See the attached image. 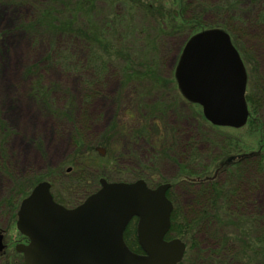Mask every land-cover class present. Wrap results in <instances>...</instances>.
<instances>
[{"label":"rangeland","instance_id":"obj_1","mask_svg":"<svg viewBox=\"0 0 264 264\" xmlns=\"http://www.w3.org/2000/svg\"><path fill=\"white\" fill-rule=\"evenodd\" d=\"M182 1L189 3V0H124L120 2L118 0H76L74 2L77 3L71 6L72 14H70L72 10L64 12L63 8L57 9L63 22L68 24L77 22L83 29L98 28L103 39L112 40L115 43L118 39H122L120 44L125 48L124 51L129 50L127 53H131L127 57H115L116 60L111 58L118 64L119 70L112 62V68H107L99 74L101 80L94 82L95 86L90 87L87 82L89 73L85 72L82 75L77 72L79 74L77 75L76 71H68L69 69H65L54 59L52 61L49 45L44 41L40 42L34 34L23 27L24 23L32 21L39 15L38 2L47 5L49 0H0V117L4 125V129L0 131V139H3L0 142V162H4L14 175L12 177L6 168L0 171V231H5L4 240L8 243L4 252L0 251V264L22 262V254L18 253L15 247L19 243L28 241L16 227L20 199L17 198V207H15L16 210L13 208V212H9L4 204L7 199L14 202L15 197L13 200L8 198L13 182L20 177H27L25 183L27 180L34 179L30 184L43 179L55 180L52 189L56 192L61 191L62 183L56 179L57 175L61 174H56L58 168H68V171L69 168L77 170L78 158L74 157L75 150L78 148L74 141L77 134L83 136V141L87 145L81 144L82 146L79 147L85 150L88 144L96 145L102 140V135L110 132L113 143L109 145V150L107 151L104 145H98L92 155L94 157L97 153L101 154L100 150H103L102 156H106L101 158L96 155L95 161L93 159L91 161L87 159L89 153L85 150L86 161H91L94 169L100 167L106 175L108 174L107 176H113L117 174L115 169L111 170L113 167H111L113 165L111 161L114 155L119 154L117 166L125 171L117 175L121 177L119 179L133 181L141 178L153 186L168 182L171 184L170 194L182 208L189 206L194 200L196 187L191 183L195 181L194 178L201 175V173L192 174L190 167L203 170L205 176L202 177L205 182L213 179L211 176L214 172L215 180L222 182V176L218 178L220 175L218 171L222 168V159L228 155L219 159L216 140L220 138V135L230 136L239 141V143L231 144L235 152L229 154H244L247 158L252 157L255 160L261 151L264 152L262 150L264 118L261 119L257 130L254 129L253 124H247L239 128L216 126L215 130L208 131L206 126L201 125L196 118V116L200 119L201 116L204 117L202 107L188 101L179 92L175 68L186 43V36L178 32L171 34V37L164 34L167 32L165 26L162 28L158 20L151 19L146 9L152 10L153 8L149 7L152 6L156 8L153 11L157 14L162 11L167 13L169 8L179 7ZM81 12L87 17L86 21L83 20ZM53 15L55 18L56 15ZM53 15L49 13V21ZM104 17L107 24L108 20H114L112 27L108 30L105 24L103 25ZM170 18V16L169 19L165 17L167 23L170 22ZM176 22L179 24L182 19L175 16L169 25ZM61 38L65 39L66 35L63 34ZM137 39L144 40L145 46L143 42L136 44ZM244 44L250 51V55H254L256 59H253V64L255 63L258 73L264 76V39L249 36L245 37ZM139 46L143 49L149 48L156 54L153 56L148 50L149 58L143 54V51L137 54L139 58L135 57V48L140 49ZM132 55H134L133 59ZM100 57L102 61L103 56ZM154 57L158 62L155 66L157 73L153 76L156 78V81L154 80L156 83L144 75L147 68L149 73L151 67L149 65ZM127 58L130 60L126 63ZM146 62H148L147 67L144 65ZM125 63L130 64V67L124 66ZM250 66L252 67V64ZM130 68L139 76L128 73L127 70H131ZM92 88L96 93L93 94ZM136 94L140 96L141 105L142 102L145 103L144 98L148 100V108H146L148 112L143 110L141 113L138 112L141 108L136 106L134 99ZM87 95L90 97L93 95V97L89 98ZM71 103L75 105L74 116L68 115L71 118H67L63 114L67 115L66 111ZM169 105L174 107L167 109L166 106ZM85 108H89V117L86 115L87 119L84 120ZM162 108L166 109L165 113L158 115L157 111ZM253 115L255 116V113ZM73 117L76 118L75 123L71 121ZM203 119L208 121L205 117ZM209 124L213 125L210 122ZM202 130L208 136L201 135ZM206 138L209 142L204 141ZM151 143L156 144L157 148L151 147ZM178 143L180 147L176 149ZM159 144L164 145V150L156 154L155 150L160 148ZM214 156L216 158H213ZM136 170L139 171L129 174L130 171L136 172ZM49 173H51L50 177L45 176ZM105 174L101 177L113 179H109ZM101 177L98 178V182ZM188 190L192 192L191 195ZM244 194L247 195L246 192ZM67 195H70V192H65L63 196ZM242 198L237 197L238 201ZM200 200L209 202V195L203 196ZM246 201L249 203L246 204ZM244 202L245 211H252L258 205L264 204V192L257 193L255 197L245 198ZM187 210H183L184 214L189 216L194 214L187 213ZM223 210L229 212L228 214L240 213L234 206L224 205ZM214 211L212 210V213L217 216L224 214L219 209L218 212L215 211L216 213ZM259 213L261 214L258 215L262 216L264 212L261 210ZM241 215L230 218L236 226L234 225L227 234L230 238L233 236L234 239L238 238L239 241L236 245L233 244L229 251L238 253L236 254L238 257L245 258L255 254L254 261L255 259L260 261V256L263 261L264 249L260 253L257 252H259L258 247H263L264 243L259 246L253 245L257 251H251V243L248 244L244 234L247 232L248 236L254 235L255 230L250 228L251 225L248 222L245 224L238 222ZM133 220L136 221V219ZM259 225L264 227V221L260 220ZM175 234L171 237H179ZM180 234H183L182 231ZM210 241H214L213 244ZM198 242H200L199 252L186 243L187 249L183 260L192 257L199 264H219V259L222 260V257L215 260L211 256V250H221L222 241L219 243L216 238L209 240L201 234ZM13 256H16L18 262L12 258ZM259 261H257L258 264H264V261L261 263Z\"/></svg>","mask_w":264,"mask_h":264},{"label":"trees","instance_id":"obj_2","mask_svg":"<svg viewBox=\"0 0 264 264\" xmlns=\"http://www.w3.org/2000/svg\"><path fill=\"white\" fill-rule=\"evenodd\" d=\"M76 0H49L48 4H44L43 2H38V8H39V15L33 19L32 21L26 22L23 24V27L30 32L31 34H34L36 38L40 40V42L44 41L49 45V49L51 51L52 55V61L53 59L58 62L61 66H63L65 69L74 70L76 71L75 74L79 75L87 72L90 75H88V85L90 87L95 86L94 82H98L101 80L99 79V74H102L105 69H111L112 68V60L111 58L115 59V57H122V56H129L131 53L129 50L124 51L123 45L120 44L122 39H118L117 42H113L112 40L107 41L103 39L101 36V32L99 29H83L79 23L74 24H68L63 22L62 17H60V12L58 13L56 10L61 9L65 12L71 9V6L76 4L77 2H74ZM113 1V0H111ZM124 1V0H118V2ZM130 1V0H129ZM189 3H185V1L180 3L179 7L175 8H169L168 12L165 11L160 12L157 14L153 11V9H156L155 7L149 6L151 9H146L147 13L150 14V18L153 20H158V23H161L160 25L162 28L165 26V29L167 32V36H170L173 33H181L182 35L186 36V40L192 36L193 34L202 31L204 29L208 28H222L229 32L231 35L232 41L234 45L239 50L244 63L247 67L248 72V85L246 90V100L248 104V108L250 111L249 119L247 124H253V127L255 130H257V127L261 124V119L264 118V76H262L260 73H258V70L256 69V66L253 64L254 55H250V51L246 48V45L244 44L245 37H253L255 36L257 39L262 38L264 39V0H189ZM117 4V3H116ZM65 7V8H64ZM73 8V7H72ZM164 10V9H163ZM150 13H149V12ZM73 10L70 12L72 14ZM49 13H52L56 15L54 18V15L51 16V21H49ZM83 16V20L86 21L87 17L84 16V14L81 12ZM170 18V22L167 23V19ZM107 16V13H106ZM180 17L182 19V22L179 24L172 23V25H169L172 21V18L174 17ZM167 17V19H165ZM105 21H106V17ZM103 20V25L105 24L106 29H110L112 27V23L114 20L110 19L105 22ZM103 28V27H102ZM120 32V31H119ZM253 33V34H252ZM66 35V38H61L62 35ZM130 34L128 33V36ZM60 36V38H58ZM171 37V36H170ZM244 39V40H243ZM261 40V39H260ZM102 42V43H101ZM143 42L145 46L144 40L137 39L136 44H141ZM123 43V42H122ZM147 43V41H146ZM150 45L148 41V46ZM140 47V46H139ZM127 49V47H126ZM153 49V48H152ZM87 50V53H86ZM148 50L151 53V55L156 54L151 51V49H143L142 47L135 48V57L139 58V55H137L139 52L149 58ZM127 53V54H126ZM134 54V55H135ZM134 55H132V59L134 58ZM103 56V60L101 61V57ZM154 56V55H153ZM100 57V59H99ZM123 57V58H124ZM130 58L126 60L129 61ZM133 61V60H132ZM251 62V63H249ZM115 63V62H113ZM125 65L126 67H130L129 65ZM156 58L154 57L153 60H151L148 73L145 71V77L148 79H152L153 81H156V78L153 77L156 75L157 70L155 68ZM257 63V62H256ZM132 64V63H131ZM252 64V67L250 66ZM145 67L148 66V62L144 64ZM116 69L119 70L118 64L115 63ZM127 68V69H128ZM154 68V69H153ZM131 70H127L128 73L132 75H138V73L130 68ZM153 69V71H152ZM152 71V72H151ZM79 74H78V73ZM139 76V75H138ZM97 77V78H96ZM252 80V81H251ZM154 81V82H155ZM252 82V84H251ZM94 83V84H93ZM156 83V82H155ZM97 84V83H96ZM93 94L96 93L95 89H91ZM89 91V90H88ZM180 92V91H179ZM89 98L93 97V95H87ZM134 99L136 101V106L140 107L141 110L138 112H148V100L144 98L145 103L140 102V96L139 94H136L134 96ZM183 100V99H182ZM184 102V100H183ZM136 107V108H137ZM163 107V106H162ZM174 106H166V108H170ZM89 109V108H88ZM88 109L85 108L84 110V120L87 119L88 116ZM145 109V110H144ZM150 110V109H149ZM164 108L159 109L157 111V114L159 113H165ZM75 112V105L74 103H71L68 111H66V114H63L64 116H67V118H71L72 115L74 116ZM65 113V112H63ZM255 113V116L253 115ZM71 117H69V116ZM87 115V116H86ZM89 117V116H88ZM65 118V117H60ZM199 123L203 126H206V128L209 130H215L216 126L210 125L208 121L203 119L204 117L201 116V119L196 116ZM82 119V118H81ZM72 123L76 122V118L73 117L71 120ZM118 124V122H117ZM246 124V125H247ZM245 126V125H244ZM168 127V125H167ZM256 127V128H255ZM4 129L3 121L0 117V131ZM139 129V128H137ZM203 131V130H202ZM135 132V129H134ZM110 133V132H109ZM102 135V140L98 141L96 145L88 144L89 146H86V151L89 153L87 156V159H93L95 161V157L100 156L105 157L106 155L102 156L100 153H95L96 155L93 157V153L95 152L96 146L104 145L107 148V151L109 150V145H112V138L111 134ZM207 135L206 132L203 131V134L201 135ZM136 135V134H134ZM3 139H0V142ZM110 140V142H108ZM264 140V139H263ZM75 143L78 145V148L75 150L74 157L77 156L78 163H77V170H70L68 171V168H58L56 174L58 177L56 178L57 181H59L61 186L63 187L60 189L61 191H57L53 189V194L55 198L64 203V204H77L82 199H84L86 196H88L90 193L94 192L98 189L99 182L98 178L103 176L105 173L102 171V169L99 167L97 169H94L91 165V161H86V155H84V151L80 147L82 145H87L83 141V136L78 135L74 139ZM205 142H209V140L206 138L204 140ZM216 147L219 155V159L222 157L226 158L222 159V168L218 171V178H221L222 176V182H218V180H215V175L213 179H208L205 182V179L202 176H205L203 173V170L200 169H194L193 167H190L191 173H201V175H198V178H194V182L192 181L191 185H193L195 188V198L191 201L190 205L182 206L180 207L177 204V201L172 197V195L169 192V196L173 200L175 204V208L173 210L171 219L172 224L171 228L167 234V237L174 236V232H178L175 235L182 237V239L186 240L185 242L188 243L191 247L196 248V251H200V242L199 236L202 234L204 237H206L209 240H212L214 238L219 240V243L222 241V249L221 250H211V256L215 258V260H218V258L222 257V260L219 259V264H225L226 262L229 264H256L258 259H255L254 261V255L250 254L249 257H238L236 254L229 251L231 246L234 244L236 245L239 241L238 238L234 239L228 236V231L233 228L235 225V222H231L230 218H235L236 215L244 214L245 216L241 215L238 218V222H241L243 224L249 223L251 226L250 228H254L255 233L254 235L248 236L247 232L244 234L245 239L248 240V244H250L252 250L251 251H257V248L253 245H258L264 243V227L259 225L260 220L264 221V213L263 215L259 212H264V204L258 205L256 208H254L252 211H245V198L248 197H255L257 193L264 192V152L261 151L259 156H256L255 160L252 159V157L247 158L244 156V154H229L235 152L234 148H232L231 144L239 143L235 138H232L230 136H222L220 135V138H218ZM233 142V143H232ZM1 144V143H0ZM82 144V145H81ZM80 146V147H79ZM160 148L158 150H155L156 154L161 153L163 149V146L160 145ZM151 147L157 148L156 144L151 143ZM180 145L178 143V147L176 149H179ZM262 150H264V143L262 144ZM153 149V151H154ZM108 153V152H107ZM170 155V153H169ZM231 155H235L236 157L232 159L231 161H228V157ZM119 157V154L113 156V160L110 161L113 163L111 165V162L108 161V163L111 165L112 169L116 170L117 175H121L123 171L117 166V158ZM213 158H216L214 156ZM171 159V158H170ZM218 159V160H219ZM174 160V159H173ZM176 161V160H174ZM194 165V162H193ZM118 167V168H117ZM7 169V172H12L8 166H5L4 162H0V171ZM117 168V169H116ZM218 168V167H217ZM139 170L130 171L129 174L137 173ZM150 173V172H149ZM203 173V174H202ZM206 173V172H205ZM110 174H112L110 172ZM51 173L46 174L45 176L50 177ZM108 175V174H107ZM105 174V176H107ZM113 175V176H107L109 179L112 180H122L119 179L121 177ZM14 176V175H13ZM12 176V177H13ZM116 176V177H114ZM54 177V176H53ZM210 177V178H211ZM27 177H20L17 180L13 182V186L10 188V193L8 198H14V202L7 201L4 203L7 210L9 212H13V208L17 207L16 200L22 199L24 196H26L31 188L38 182H35V184H30L31 181L34 179L27 180L25 183ZM55 178V177H54ZM36 180V179H35ZM124 180V179H123ZM55 180H52V184ZM55 183V182H54ZM207 185V186H205ZM201 186V188H200ZM204 186V187H203ZM244 189H246L247 195L245 196ZM64 191V192H63ZM65 192H70V195H65ZM189 194L191 195V191ZM206 195H209V202H202L200 199ZM211 195V196H210ZM248 196V197H247ZM237 197H243L242 200L238 201ZM244 199V200H243ZM249 203V201H246V204ZM225 206H234L235 209H237L240 213L239 214H228L225 212L224 209ZM190 207V208H189ZM244 207V208H243ZM18 208V207H17ZM187 208V213H194L190 214H184L183 210ZM218 209L223 212L224 214H218L220 216H217V214H213L212 210H215L218 212ZM16 210V208H15ZM232 210V209H231ZM214 211V212H215ZM196 212V213H195ZM215 212V213H216ZM234 213V212H231ZM222 216V218H221ZM233 223V224H232ZM236 226V225H235ZM249 228V229H250ZM184 234H180V232ZM189 237V239L187 238ZM198 239V240H197ZM125 240L127 244L137 252H141V248L138 244L137 238H136V221L132 220L129 225L127 226V229L125 231ZM201 241V240H200ZM211 244H213L214 241H210ZM210 244V243H209ZM259 252H262L264 249L263 247H258ZM256 249V250H255ZM230 253V254H229ZM211 257V259H213ZM238 257V258H237ZM14 260L17 261L16 256H13ZM189 258V259H188ZM186 260L181 261L179 264H199L197 263V260H193L192 257H188ZM196 258V257H195ZM264 259V255H263ZM264 261V260H263ZM260 261L259 263L263 262ZM18 262V261H17ZM256 262V263H255ZM18 264H22V262L19 261ZM258 264V263H257Z\"/></svg>","mask_w":264,"mask_h":264},{"label":"water","instance_id":"obj_3","mask_svg":"<svg viewBox=\"0 0 264 264\" xmlns=\"http://www.w3.org/2000/svg\"><path fill=\"white\" fill-rule=\"evenodd\" d=\"M175 77L182 94L203 108L218 126L240 127L249 116L247 72L230 34L208 28L192 35L178 60ZM79 205L68 208L51 193V183H37L17 212L16 226L29 242L16 249L23 264H177L185 253L180 238L165 239L173 204L170 183L150 188L146 181L109 182ZM138 218L143 253L129 248L124 232ZM0 234V251L4 248Z\"/></svg>","mask_w":264,"mask_h":264},{"label":"flooded vegetation","instance_id":"obj_4","mask_svg":"<svg viewBox=\"0 0 264 264\" xmlns=\"http://www.w3.org/2000/svg\"><path fill=\"white\" fill-rule=\"evenodd\" d=\"M67 205V204H66ZM2 233H3V236H5V231L3 232L2 231ZM5 238L3 237V241H4V243H5V240H4ZM28 242V241H27ZM5 245L7 246L8 245V243H5Z\"/></svg>","mask_w":264,"mask_h":264}]
</instances>
